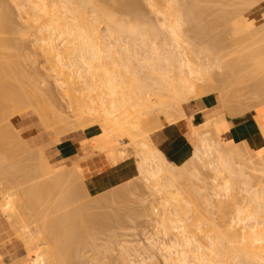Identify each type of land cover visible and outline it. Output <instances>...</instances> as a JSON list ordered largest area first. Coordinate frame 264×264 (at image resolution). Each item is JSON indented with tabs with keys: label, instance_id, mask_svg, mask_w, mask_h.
I'll list each match as a JSON object with an SVG mask.
<instances>
[{
	"label": "bare ground",
	"instance_id": "bare-ground-1",
	"mask_svg": "<svg viewBox=\"0 0 264 264\" xmlns=\"http://www.w3.org/2000/svg\"><path fill=\"white\" fill-rule=\"evenodd\" d=\"M25 1H27L26 4L23 3L22 1H17L15 5L18 8L19 12L22 14V16L24 15L23 18H25L24 20L27 22V26L30 29H34L35 31V35H36L35 41L38 44L41 50V53L45 55V58H46L45 61L47 60L46 63L49 64L47 68L49 71V74L55 79V83H57L56 85L59 86L60 91L62 90V93L64 96L65 95H67V97L71 95L73 96V94L77 95L78 93L79 96L77 95V99H74L76 100L77 105H74L75 108H73L75 111V116L78 119L85 120L87 124L90 126L91 130L94 126L95 127L102 126L101 128L103 132L92 136L93 138L91 137V139L93 140H91V144L87 145L84 148V151L88 152L89 150L94 148L98 150L99 152H102L103 149H105L108 146L109 147L110 146L123 147L124 146L123 144L125 143V141L123 143V138H125L127 141L132 142L133 144L135 143V146L137 147V153L134 154V156L137 154L136 155L137 156L136 170H137L138 175H140L141 177L145 179L146 185H148L149 186L148 188L151 189L150 190L152 193L151 195L154 196L155 194V196L156 195L159 196L160 207L162 209L160 215H162V219H163V225H162L163 230L165 232H170V233L178 232L174 234V238L169 239L168 241L167 240L150 241L149 247L151 248L141 247L140 250H133V251H136L137 255L139 256L138 258L136 257V259L134 258L137 255H135L134 258L132 259L131 254L130 253L127 254L128 247L122 248L121 246V250L126 256V259L125 257L124 258L121 257L122 264H148L147 260L153 259L152 252L151 253L149 252L150 249L151 251H155V250L160 251L162 254L160 252L159 253L163 256L164 262H166L167 264H192V263L194 264L195 262H196L195 264H198V263L199 264H228L229 261L226 262L227 258H230L231 260H233V262L231 261L232 264H264V184L261 187V189L258 191L253 190L250 187L251 182L245 176V170H244L247 160H248L247 155H246L247 149H246V152L244 151L245 153H242L241 151L243 150L240 151L241 148L239 149V147L237 146L238 143L235 144L234 150H233L234 146L232 145L233 148L232 147L231 148L235 154L233 153L232 155L231 153L229 157L232 156L233 158H237L239 160L238 162L239 165H241V167L239 168L238 166L232 167L231 163L232 162L234 163L235 161H232L231 163H229V161H227L229 157L226 159L223 155V152H221V150L217 148L214 142L209 141L211 140L210 138L208 139L205 137H202V138L199 137L197 135L198 133L196 134V132H198L199 130L197 131L196 129L195 131L194 127L196 125L193 126L194 124L191 123L194 129L193 130L194 134L192 133V136H190V139L189 138L188 139L192 142V150L182 160V162L179 165H177V163H174V161L169 160L166 157L167 155L165 156V154L154 145L151 138H149L150 136L147 135L148 130H149V129L148 130L146 129L148 127L147 124L149 120L147 118L149 117L151 113L153 114L154 111H156V113H158V111L159 113L162 111L161 115L163 113L164 118L165 116H167L166 120L168 121L170 119V123L169 121L168 123L171 124L175 119L173 117L172 118L170 117L174 115L171 114L172 112L169 113L170 109L167 111L163 108V106L168 105L167 107L170 108L171 105L173 106L175 105L176 100L181 99V98H186L188 100L203 99V100H206L207 103H209L211 102L210 101L211 99L209 98L210 99L209 100L208 97L209 96L213 97V94L217 92L219 89L217 88L219 84L216 85L215 87L213 86L211 88H208L209 90L208 89L205 90L201 85L196 84V81L194 79H196L195 75L199 73V70L198 68L195 67L194 61L191 62L192 59H189L186 54L187 52L189 53L190 49L192 48L194 49L193 44H195L196 41L194 42V39H195L194 38L193 39L194 43H191V40L193 37L188 38L190 40V43H188L189 40L188 42L186 41L185 38L189 37V35L186 34V37L184 38L185 32H186L185 27L191 26L189 30L192 29L193 25L194 27H197L195 26L196 22H198L197 20L199 19V18L196 19L197 12L201 10L200 3L202 2V0H146L147 2L146 5L150 7L149 9L152 10V12H154L156 16L159 14V16L161 17V18L159 17L160 23L158 22L157 25L152 23L153 21L150 22V20H148V22L142 21L143 19L146 20V17L144 15L142 16L141 14V16L144 17L142 19V17L139 14V12L143 10V7H142V10H140L142 3L139 0H115V2H113L115 6L119 9L118 11L120 10L124 11L126 12L127 15L131 16L133 20L135 19V22L133 20L130 21V22H134L132 24L130 22H129L130 24L129 23L127 24L126 22H124L125 20L124 21L116 20L114 13H112L110 9L108 10V8L104 6V2L101 3L102 0H25ZM224 1L225 0H223V2ZM258 1L259 0H240V3L245 6L260 7L264 11V7L261 6L258 3ZM140 3H141V6L139 7ZM241 10H244V9H241ZM235 13L236 11H234L233 14L236 15ZM223 15L224 14H222V16ZM238 15L240 16V14ZM262 16L264 17L263 13H262ZM261 19L263 20V18ZM157 20L155 19L156 22ZM246 20L248 21L249 19L246 18ZM102 22L105 24L104 30H102V32L105 33L104 37L108 36V39L109 37H112V38L115 37V42H112L114 43L113 46H115V50L129 53L128 56L124 57L125 60L128 59L129 61L130 59L135 58L139 62V65L137 66H142L143 68L145 67L146 69L148 68L149 70L148 69L147 70L149 72L147 71L146 73L151 74L150 76L152 78V83H145L144 81H141L140 79H138L139 78L137 76L138 71L137 72L132 71V74H131L132 76L129 79V81L128 80L125 81L123 80V78L121 79L122 75L120 76V73L117 72V70L119 71L120 68H118L119 66L117 67L114 66L116 62L113 60L112 61L114 64L112 63V65L114 66V69L116 71L112 70L113 71L112 72L110 70L112 73H110V71L108 73L102 71L103 72L102 73L100 70V66L102 64L99 67L96 66V64L93 61H97V59L102 58L105 52L107 53L108 56L116 52L115 50H114L115 52H113L114 47L112 48L111 42L109 43L104 42L106 38L103 37L101 33V29H99V26L97 25ZM234 24H236V22ZM197 25L198 27L196 29L194 37L197 38L199 36V38L201 37L202 39L203 35L199 33L200 31L198 28L202 26L201 28L203 30L205 23H204V26L199 25L198 23ZM13 29L14 28H13V24H12V20L10 18L9 12L5 8L2 0H0V34H6ZM259 29L260 30L259 31L257 30L256 33L262 32L261 31L262 27H260ZM193 31H194V28H193ZM243 34H245V32ZM159 37L161 39L160 40L161 42H156V40ZM245 37L247 38L248 36L245 35ZM101 38H103L104 41H102ZM2 39H4V37ZM125 39H127V41ZM132 43H134V45L136 46V49L130 47ZM246 43H249V42H246ZM0 45L4 47L11 46L9 45L8 40H2L0 42ZM196 45L198 46L197 42H196ZM14 46L16 47V45ZM247 47H245V49L242 50L243 54H244L243 51L244 50L246 51ZM241 48H242V44H241ZM12 49H16V48L12 47ZM204 49L200 51H204ZM194 50L193 52H191L192 54L197 53L196 52L197 49L195 50V52ZM206 50L209 51L210 49L209 50L206 49ZM121 52H118V53L122 55ZM245 53L246 54H244V56L245 55L250 56L249 57L250 59L246 58L247 60L249 59L248 62L245 59L246 63H249V61H251V59L253 60L254 57H251V54H250L251 52L247 54V51H246ZM261 53H260L261 55H264L263 54L264 50ZM198 54L201 55V53H198ZM210 54L211 53H209V55ZM115 55L113 54V57H115ZM223 55L221 54V59L223 58L222 57ZM108 56H106L105 54V58L106 57L108 58ZM236 56L237 57L240 56L239 52ZM242 56L243 55L241 54V57ZM214 57H217V56H214ZM262 57H263L262 60L259 59L260 62L258 61V59L256 60L257 62H254L255 60H253V64L258 63V64H255V66L253 67L255 68L260 67L259 68L260 70L264 69V56ZM111 59H114V58H111ZM115 59L117 58L115 57ZM225 59H226V56H225ZM236 59L240 60L238 58ZM217 61L219 62L220 59ZM235 61L236 60H234L233 63H235ZM209 62H212V60L211 61L209 60ZM220 62L222 63V61ZM240 62L241 61H239L238 64H240ZM243 62H244V59H243ZM0 64H1L0 65V99H3V101H0V112H1L0 115H2L3 114L2 112H4L6 109L8 110V108H11L14 111L16 109L20 110L22 106H24L26 101L29 98H32L33 96H35L36 93L35 95L31 94L32 97H29V94L25 92L24 88H27V87L26 86L24 87V84H23L24 83L23 79L25 78V75H26L24 71L11 69L12 68L11 65H9V63L7 62L4 65L2 63ZM201 64L205 66V64H203L202 61H201ZM213 64L215 65V61L214 63H212V65ZM251 64L252 62L250 63V65ZM206 65H207V62H206ZM227 65L224 67H227V69L230 68L229 69L230 71L234 69V68L231 69L230 67L231 65L230 66H227ZM126 67H127L126 70L127 69L129 70V68H131V67L128 68V66ZM97 68L100 70L101 74L97 73L99 72ZM171 68L178 69L179 73L181 74L179 76L180 81L178 83H176V81L174 80L175 79L174 75H170L171 73L168 75L169 73L168 70ZM245 68L248 69V67H245ZM251 68H252V65H251ZM107 69L109 70L110 68L107 67L106 70ZM109 73L112 75H110ZM116 73L119 75L117 76ZM26 78L29 79L28 76H26ZM11 79L15 83L11 84ZM32 79L31 81H33ZM8 81H10V83ZM26 81H29V80H26ZM223 81L224 80H222L220 84L223 83ZM29 84H31V82H29ZM260 85L261 84H255L254 85L255 89H259ZM219 86L221 87L223 86V88H225L226 84H221ZM17 87L22 90V94L19 93L20 91L18 89L16 90ZM30 87H31V91H34V89H37L39 87V84L35 83ZM221 87L219 91L221 90ZM226 89L228 88L226 87L225 90L223 89L224 90V94L222 93L223 95L220 94L221 92L219 93L218 91L217 93L218 96L219 95H221L222 97L225 96V92L227 91H228L227 93H229V89L228 90ZM38 93H41V92H38ZM255 93L257 94V91ZM41 94L43 97H46L48 92L44 91ZM50 94L51 93H49L50 97L47 95L48 100H50L49 98H51L52 94L51 95ZM34 99H35V102L36 100H39L36 98ZM220 99L224 101L227 98L220 97ZM46 100L44 104L46 106L50 105V104L47 105ZM28 101H31V99H29ZM228 102L226 101L222 105V107L225 110L224 113H220V110L218 109L217 110L218 116L215 115L216 118L215 116H212V118L210 117L211 119L209 118L208 122L211 120L210 124L207 125V126L211 125L209 129L212 130L213 128V130L215 131L221 128H226V130L228 129L229 131V127L226 124L227 119H224L226 120L224 122L222 118L224 117L226 113H227L226 117L227 116L229 117L230 115H232V114L229 115L230 112L233 113L235 110H238V109H235L236 106L234 105L229 106L230 103ZM28 104L29 105L31 104L39 105L41 104V102L39 104L34 103V102H28ZM262 104L263 103H261L260 106ZM161 105H163L162 110H161ZM39 106H38L39 109L37 112L40 114V117L43 123H45L46 125L53 126L55 131L57 132L59 131L58 134H60L61 132L60 130H62L63 132L61 133L64 134L65 127H68V129L69 127H73L74 125L73 122L68 119L67 115L65 116L64 114H62L61 111L58 110V108L56 109H54L55 107L53 108L54 109L53 114L51 113L52 116L50 117L48 113V109L45 106H43V104ZM52 106H54V104ZM232 107L234 108L232 109ZM230 108L232 111L230 110ZM239 108L242 109L241 107ZM6 115H8V113ZM145 115H148V117L145 118L144 117ZM156 118H157V114H156ZM205 118L207 117L205 116ZM157 121H159L160 123V120H157ZM157 121L155 122L156 123L155 125L159 124L157 123ZM204 121H206V119ZM96 122L98 125L94 124ZM208 122H206V124H208ZM153 123H154V120H153ZM200 123L202 124L205 122L202 121ZM206 124L204 125L202 124V125L205 127ZM60 125L65 126V127L61 129ZM203 126L201 128H203ZM1 127H2V129H0V162L1 164L5 161H6L5 163L8 164V162L12 160L10 159L12 155L13 156L16 154L18 155V153L16 152H19V149H21L20 147L22 146L25 149V151L28 153V155L31 157L28 158L29 156H27L26 160L25 158L21 160L23 158L22 156V158H20V161L24 162L23 164L24 167L27 165V163L32 164V166L28 165V166L34 167L31 173V176H33L32 180L33 181L37 180L36 182H39L41 184L36 185L37 183L35 182L36 183L35 187L32 185V188H28V185H26L25 182H24L25 184H23L19 180L18 181L7 180V182H4L6 185L3 188H0V213L3 216L0 219V240L4 236V234L8 232L11 223H15L17 227V231H18L17 235H19V237L23 240L25 244V248L29 251L30 256L33 258L34 264H73L74 260L72 261V258H71L73 254V250H74L73 248L79 243L80 240H82L81 239L82 235L81 234L80 235L76 234L78 236L74 235L73 234L74 232L72 233V230H74L73 228L70 231V229L68 228V225H66V223L63 221L64 216L63 218H60V219L58 218L59 220L56 219L57 217L56 215H54L55 218L52 216L53 219H56V221L58 220L56 223L54 222V220H52V218L49 219L50 217L48 218L49 220L48 219L46 220L47 217L45 216H49V214L55 213L53 211H51L52 213L49 211L51 206H53L54 204L53 205L51 204V206L49 207V210H48L49 214H46L47 210H44V211L41 210L44 206L43 204H42V208L39 205L38 207L40 208L37 207L38 209L34 212L33 207H32L34 203L32 204L31 202L32 205H30L29 198H31L32 196L36 194V193L34 194L33 191H40V193L41 191L42 193L44 191H50L46 193H51L52 195L50 196L54 197L53 192L51 191L54 190V193L56 194L57 192H55V189H58L56 191H59V188H60V190H62V193H63V191L66 190L65 189L66 187L64 185H68L69 181L73 183V184L69 183L70 186L76 183V185L80 187L79 186L80 184H77V182L79 183L81 182L79 181V179L81 180V176L84 173V169L88 168L87 163L82 162L83 158L80 157L79 161L81 162H79L78 165L71 162V164L68 165L67 167H60V168L52 167L50 163L48 162L44 152L40 148L32 149L27 144L25 145V147L23 144H21V143H24L25 141L18 134L19 132L17 133L13 125L12 126L10 125L12 129V131L10 132H7L3 129V128H6L5 126H1ZM151 129L152 128H150L149 131H151ZM198 129H200V126ZM181 130L183 131V129ZM230 136L232 137V135ZM62 138H63V135L61 134L60 136L58 135L57 142L60 143ZM54 142H56V140H54ZM252 153L254 157L259 158L263 156L262 154L264 153V151H262V149H257V150H252ZM225 156L227 157L226 154ZM20 157H21V153H20ZM18 158L19 157H17V159ZM231 158H229V160ZM12 163L14 162L11 161V164ZM15 164L17 163L15 162ZM233 166H235V164ZM189 167H193V170H189ZM201 167L207 168L208 170L212 171L214 174L213 181H212L213 185L211 183V186H212L211 196L212 197L214 196L213 199L217 197L215 198V200L217 201H218V198L222 199L221 198L222 195L224 197L225 196L228 197L229 196L228 193L232 192L230 190H232L235 187V186L233 187V184H232L235 181L232 182L231 180L233 179L235 180L237 178L238 182H241L243 184V187H241L242 186L241 185L240 186L241 188L239 187H238L239 189L235 188L236 190L241 189L240 193L243 192L244 196L242 197L244 199L242 202L240 201V205L238 206L234 217L231 218L232 223L230 222L231 223L230 225H231L232 234L231 236L229 235L227 240H225L226 238L223 237L222 235L215 233L214 231L215 228L211 220L209 219V213L201 211L202 209L199 210V207L201 205L200 203H197L196 199H198L199 201H203V203L209 202V198H207L208 193H206L207 188L205 187L202 188L201 186H200L201 188L200 187L197 188L195 186L197 188L196 189L194 188L195 184L193 185L194 183L193 178L198 182H201V183L205 182L204 181L205 178L203 179L201 176V170H202L200 169ZM25 169L28 170V167H25L24 170ZM0 171L3 173L4 170L0 169ZM26 173L28 174L27 171L25 172V174ZM227 174L229 177H232L233 179H230L227 176ZM74 175L75 176L78 175L77 176L78 179L75 182L72 181L73 179H76ZM12 178L14 177L12 176ZM82 179H84V177H82ZM191 179H192V182H191ZM31 181H29V183H31ZM238 182L236 181L237 184ZM76 185H74L73 188L74 187L76 188L75 193L77 191V194H78V190L80 191V189H77ZM81 185L83 186V184ZM62 186H64L65 188H63ZM81 189L85 192V189L83 188ZM68 190L64 192L65 197H66V194L70 195ZM83 191L82 193H84ZM31 193H33V195ZM232 193L230 194L232 195ZM234 194H233L234 195L233 200L237 201V198H238L237 191ZM57 195L58 194H56L55 196ZM47 196L49 195L47 194ZM80 196H83V195H79L78 197ZM45 197L46 195L43 198L44 200H45ZM52 197L51 198L49 197L47 199V202L49 200L50 201L49 203H51ZM57 198L58 196L56 197V200L54 198L56 202L52 201L53 203H55V205L58 202V199L60 200L63 199V194H62V198H58V199ZM43 199L41 200L43 201ZM65 200H67V198ZM65 200H62V201H65ZM76 200L78 199L76 198ZM223 203L224 202H222V204ZM38 204L40 203L38 202ZM207 204H210V203H207ZM219 204L220 206L218 208V211L223 213L221 202ZM45 206H49V204L48 205L45 204ZM80 206H82L81 208H85L83 205H80ZM35 207L36 206H34V209ZM57 207L58 205L55 206L54 208L57 209ZM78 208H74L73 211L78 210ZM26 209L30 211L27 212ZM39 209L43 211V213ZM58 210H60V208L55 211H58ZM82 211H83V214L86 212L83 209ZM60 214L62 215V213ZM78 214H80V211ZM83 214H80V216H83L82 218L84 222L85 217ZM35 215L37 217L39 216V218H34V220L32 221L35 224L38 222V220H40V218L44 216L45 220L43 219V222L45 224L43 225L42 223L41 229H39L40 228L39 222L36 224V226L34 225L33 228L27 227V223H26L27 219L32 218ZM74 217L78 218V216L76 215ZM87 217H90V216L88 215ZM77 220H80V219H77ZM96 221H99V220H96ZM58 222L60 224L63 222V224H61V227L63 225L62 229L64 230V232L63 230L62 232H60L61 229H59L60 231L57 232L56 229L58 228L56 227L58 225H56L55 227V224H57ZM81 225H83V223ZM93 226L91 227L95 228L94 231H96V225L93 224ZM193 227H195L200 232L207 230L205 231L206 233L205 243H202L201 240L199 241L198 237H196V235L194 234L195 231L193 230ZM91 230L93 231V229ZM89 233L91 232L89 231ZM184 237L186 238L184 239ZM77 240L79 241L77 242ZM40 241L41 242L44 241L45 244L47 243V245L44 246V247H47L46 249L41 247L42 251H40L41 249L39 250V246H41L39 243ZM80 247H82V244ZM43 250L45 253H43ZM143 254H147V255L143 256ZM128 256H130L131 258ZM127 260H128V263H127ZM22 264H25V260ZM101 264H104L103 261Z\"/></svg>",
	"mask_w": 264,
	"mask_h": 264
},
{
	"label": "rangeland",
	"instance_id": "rangeland-1",
	"mask_svg": "<svg viewBox=\"0 0 264 264\" xmlns=\"http://www.w3.org/2000/svg\"><path fill=\"white\" fill-rule=\"evenodd\" d=\"M17 1H22L25 4L27 3V1H25V0H2L5 8L9 12V15H10V18L12 20V24H13L14 29L9 31L6 34H0V42L2 40H8L9 45H11L10 47H4V46L0 45V63H2L4 65L7 62V63H9V65H11V67H12L11 69L24 71L26 73L25 78L23 79L24 80L23 84H24V87L26 86L29 89L24 88L25 92H27L29 94V97H32L31 94L35 95V93H36L35 96H33L32 98H29V99H31V101H28L29 99L27 100L28 102H34V103H38V104L41 102V104H39V105L43 104V106H45L48 109V113H49L50 117L53 114V110L58 108V110H60L62 114H64L65 116L66 115L68 116V119L70 121H72L74 125H73V127H69V129H68V127L60 125L61 129L65 127V129H67V130L64 129V131H65L64 134L61 133L63 131L60 130L61 131L60 134L63 135V138H62L61 142L58 143L57 142L58 135L60 136V134H58L59 131L57 132V131H55L53 126L46 125L45 123H43V121L41 120L40 114L37 112L40 106L37 104L36 105L35 104L29 105L28 102L26 101V103L24 104V106H22V108L20 110L16 109L14 111L11 108H8V110L6 109L4 112H2L3 114L0 115L1 116L0 118H2L4 120L0 119V129H2L1 126H5L6 128H3V129L7 132H10V131H12L10 125L11 126L13 125V127L15 128L17 133L19 132L18 134L25 141L24 143H21V144H23L24 147L27 144L32 149L40 148L44 152V154H45L48 162L50 163V165L52 167H55V168L67 167L68 165L71 164V162L78 165L79 162H81V161H79L80 157L83 158L82 162L87 163V159L92 160L95 158H100L101 156H103V153H105V152H113L118 157H121L122 159L125 160L124 162L119 163L118 165L112 166L111 168H109L106 171H102V170H100V168H94L91 166L84 169L83 175L82 174H81L82 176L80 175L81 180L79 179V181H81V182L80 183L77 182V184H80L79 185L80 187H78V185H76V183H74V185L77 186V189H80V191L78 190V194H77V191L75 193L76 188L75 187H74L75 189L73 188L74 185L70 186V184H73V183L71 181H69L68 182L69 186L64 185L66 188L64 186H62L63 188L66 189V190L63 189V190H65V191H63V193H62V190H60V188H59V191H56L58 189H55V192H57L56 194H58L57 195L58 198H62V194H63V199L60 200L57 198L58 202L56 203V205H55V203H53V202H56L55 200L57 197V196H55L56 194L54 193V190L51 191V192H53L54 197L50 196V195H52L51 193H46V192H50V191H44L43 193H42V191H41V193H40V191H33V193L34 194L36 193V194L32 197L30 196L31 198H29L30 199L29 204L32 205L34 203L32 205L34 212L38 208H40V207H38L39 205L42 208V204L44 206L41 210H43V211L47 210V212H48L51 204L52 205L54 204L53 205L54 207L58 205L57 209L60 208V210L55 211L57 209H55L53 206H51V208L49 210L50 212L53 211L56 214L55 213L49 214V212L47 213L45 211L46 214H49V216H45V217H47L46 220L50 217L49 219L52 218V220H54V222L56 223L60 218H63V216H64L63 221L66 223V225H68V228L70 229V231L73 228L74 230H72V233L74 232L73 233L74 235H76V234L82 235V238H81L82 240H80V241L77 240V242L79 241V243L73 248L74 250H73L72 257H71L72 261L74 260L73 264H101L102 261L104 264H122L121 260L124 257L126 259V256L122 252L121 246H122V248L128 247V249H127L128 253L127 254L130 253L132 256V259H133L134 256L137 255L136 251H133V250H140L141 247H144V248L149 247L150 241H157V240H167L168 241L169 239L174 238V234L178 233V232H175V233L171 232L170 233V232H165L163 230V227H162L163 219H162V215H160L162 209L160 207L159 196H157V195L155 196V194H154V196L151 195L152 194L150 191L151 189L148 188L149 187L148 185H146L145 179L143 177H141L140 175H138V173H137V170H136V161H137L136 155L137 154L134 156V154L137 153V147L135 146V143L133 144L132 142L127 141L125 138H123V143L125 141V143L123 144L124 145L123 147H115V146L109 147L108 146L105 149H103L102 152H99L98 150H96L94 148H92L88 152L84 151V148L87 145L91 144V140H93V139H91V137L94 136L95 134H100L103 132L102 128H101L102 126H99V127L94 126L91 130L90 126L87 124V122L85 120L78 119L75 116V111L73 108H75L74 105H77V102L74 99H77L78 93L76 92L77 95L73 94V96L72 95L68 96L69 97V99H68L67 95L64 96L62 93V90L60 91L59 86L56 85L57 83H55V79L49 74V71L47 69L49 64L46 63L47 60L45 61V59H46L45 55H43V53H41V50L35 41V37H36L35 31H34V29H30L27 26V22L24 20L25 18H23L24 15L22 16V14L19 12L18 8L15 5ZM139 1L142 3V6H141V3L139 5V7L141 6L140 10H142V7H143L142 11L139 10L141 12V13L139 12V14H140V16L142 14V16L144 15L146 17V20H145V19H143L144 17L141 16L143 19L142 21L148 22V20H150V22L153 21L152 23L157 25V23L160 21V18H161L159 16V14L156 16L155 13L149 9L150 7L148 5H146L147 4L146 0H143V2L145 1L144 3L142 2V0H139ZM210 1L211 0H209V1L202 0V2L200 3L201 10H199V12H197V18L196 19H198V18L199 19L197 20L198 22H196L195 26L198 27L197 23L199 25L204 26V23H205V26L203 27L204 31L201 28L202 26H200L201 29L198 28L200 32L197 30L200 34L203 35L202 39H201V37L199 38V36L197 38L194 37L197 27H194V25H193L192 29H190V30H189V28H191V26L185 27L186 32H185L184 38L186 37V34L189 35V37L185 38L186 41L188 42V40H189L188 38L193 37L191 40V43H194L195 41L198 43V46L196 45V42H195V44H193L194 49L198 50V51L196 50L197 53L192 54L191 52H193V50H194L192 48L189 50V53L187 52L186 54H187V57L189 59H192L191 62L194 61L195 64L194 63L193 64L199 70V73L195 75L196 79H194L196 81V84L201 85L205 90L208 88H211L213 86L215 87L218 84L219 85L226 84L225 88L227 87L229 89V93H227L228 92L227 91V92H225V96H223V97L221 95L218 96L217 93L221 87L218 85L217 88H219V89L217 92H215L213 94V97L211 96L212 98L209 96L210 93L208 94V96H209L208 99L209 98L211 99V100L209 99L211 101V102L208 101L209 103H207L206 100H203V99L188 100L186 98H181V99L176 100L175 105H174L175 107L173 105H171L169 108V107H167L168 105L167 106L165 105L167 107L166 108L165 106L161 105V110H162V106L167 111L170 109L169 113L172 112L171 114L174 115V116H171L170 118L173 117L175 119L173 121L174 123L172 122L171 124H169L170 119L168 120L169 121V123H168V121L166 120L167 116H165V118H164V114L162 113V115H161V112H162L161 110H160L161 111L160 113L158 111L159 114L156 113V111H154L153 112L154 116L152 113L149 115V117H148V115L144 116L145 118L148 117L147 119H149L148 124H147L148 127L146 126L147 127L146 129L150 130V128H152L151 131L148 130L147 135L150 136V137L149 136L148 137L151 138L154 145L158 149H160L165 154V156L167 155L166 157L169 160L174 161V163H177V165H179L182 162V160L184 159V157L187 154H189L192 150V142L189 139H190V136H192V133L194 130L193 126H195V125H196L194 127L195 131H196V129H197V131L199 130L198 132H196V134L198 133L197 135L201 138L202 137H205L208 139L210 138L211 140H209V141L214 142V144L217 146V148L219 150H221V152H223V155L226 159L229 157V155H231V153L233 155V153H234L233 150L235 149V144L238 143L237 146L239 147V149L241 148L240 151L243 150V151H241L242 153H245L246 149H247L246 155H247L248 160H247V163H246V166L244 169L245 170V176L251 182L250 187L253 190L258 191L261 189V187L264 184V153L262 154L263 155L262 157L256 158L253 156L252 150L262 149V151H264V107H263L264 106V69L260 70L259 69L260 67L259 68L253 67V66H255V64H258V63L253 64V60H255L254 62H257L256 60L258 59V61L260 62L259 59L262 60L263 59L262 56H264V55H261L262 54L261 52L264 50V33H263L264 32L263 31L264 30V26H263L264 25V22H263L264 17L262 16V13L264 14V11L260 7L245 6V5L240 3V0H232V1L231 0H225L224 2L222 0L223 3L221 2V0H212L211 2ZM260 1H262V2H260ZM263 1L264 0H259L258 3L264 7ZM103 2H104V6H106V8H108V10L110 9V11H112V13H114L116 20H121V21L125 20L124 22H126L127 24L133 20V18L131 16L126 14V12L121 11V10L118 11L119 9L113 3V2H115V0H106V1L102 0L101 3H103ZM239 8L244 9V10H241ZM26 9H27V7H26ZM234 11H236L235 14L237 16L233 14ZM241 11H242V13H241ZM219 14H221V15H219ZM222 14H224V15L222 16ZM238 14H240V16ZM207 16H208V18H207ZM220 17H221V19H220ZM157 18H158V20H157ZM246 18H248L249 20L247 21ZM261 18H263V20ZM155 19L157 20V22L155 21ZM242 19H244V20H242ZM133 21L135 22V19ZM234 21L236 22V24H234L235 23ZM249 21H250V23H249ZM134 22H130V23L132 24ZM242 24H243V26H242ZM97 25L99 26V29H101V33L104 37L105 33L102 32V30H104L105 24L102 22V23H99ZM246 25H247V27H246ZM210 27H211V29H210ZM241 27H243V28H241ZM260 27H262V29H261L262 32L256 33L257 30L258 31L260 30L259 29ZM193 28H194V31H193ZM190 31H191V33H190ZM244 32H245V34H243ZM245 35L248 36L247 37L248 39L245 37ZM3 37H4V39H2ZM104 38H106L105 41L103 40V38H101V39H102V41H104L106 43L115 42V37H113V38L109 37V39H108V36H107ZM193 39H194V42H193ZM196 39H198V40H196ZM125 40L127 41V39H125ZM160 40L161 39L159 37L156 40V42H161ZM222 40H223V42H222ZM244 41H245V43L246 42H249V43H246L247 44L246 45L244 43ZM227 42H229V43H227ZM188 43H190V40ZM243 43L245 44V46ZM132 44L130 47L136 49V46L134 45V43H132ZM241 44H242V48H241ZM14 45H16V47ZM113 45H114V43H112L111 46H112V48L114 47L113 52H115L116 51L115 46H113ZM17 46H18V48H17ZM235 46H237V47H235ZM12 47H14L16 49H12ZM245 47H247V50H246L247 54H249L251 52L250 53L251 57H254L253 60L251 59V61H249V63H246V60H247L246 58H249L250 56L249 55H245L246 57L244 56V54H246L245 50L243 51L244 54L242 53V50L245 49ZM203 49H204V51H200ZM206 49H208V50L210 49V50L207 51ZM195 50H194V52H195ZM221 51H223V52H221ZM118 52H121V51H116L115 53H112V55H109V56L107 55L106 52L102 56V54H103L102 53L101 54L102 58H100L101 60L97 59V61H93V62L98 67L102 64L101 65L102 67L100 66L101 72L103 71V72H107V73L110 70L116 71L114 69V66H116V67L119 66L118 68H120V69H119V71L117 70V72L120 73V76L121 75L123 76V77L121 76V79L123 78V80H125V81H127V80L129 81V79L132 76L131 75L132 71H135V72L138 71L137 72V76L139 77L138 79H140L141 81H144L145 83H152V78L150 76L151 74L146 73L149 70L148 68H147L148 69L147 70L145 67L143 68L142 66H137V65H139V62L135 58H132L129 61H128V59L125 60L124 57L128 56L129 53L121 52L122 55H120V53H118ZM208 52L211 54L209 55ZM238 52H239L240 56L237 57L236 55L238 54ZM198 53H201V55H199ZM215 53L216 54L220 53V54H218L219 55L218 56ZM105 54H106V56H108V58L107 57L105 58ZM113 54L114 55L119 54L120 56L115 55V57L117 58V59H115V57H113ZM194 54L195 55L197 54V55L195 56ZM221 54L222 55L224 54L222 56L223 57L222 59H221ZM241 54L243 55L242 56L243 58L241 57ZM207 55H208V57L210 56L211 59H210V57L208 59ZM110 56H112V57H110ZM214 56H217V57H214ZM225 56H226V59H225ZM109 57H110V59L114 58L115 60L114 59L110 60ZM212 58L215 61V65L214 64L212 65V63H214ZM216 58H218V59H216ZM236 58H238L240 60H237ZM201 59H203V60H201ZM219 59H220V61H222L223 64L220 61H219L220 62V64H219V62L217 61ZM233 59L236 60L235 63H233L234 62ZM243 59H244L245 63L243 62ZM112 60L116 62L115 63L116 65L113 63ZM204 60H206V61H204ZM209 60L210 61L212 60V62H209ZM248 60H247V62H248ZM101 61H102V63H101ZM201 61L203 64H205V66L201 64ZM239 61H241L240 64H238ZM206 62H207V65H209V66L206 65ZM251 62H252V64H251L252 68L250 65ZM112 63L114 64V66L112 65ZM227 64H229V65H227ZM243 64L246 66H244ZM247 64H248V66H247ZM104 65H106V66H104ZM226 65L227 66L231 65L230 66L231 69L232 68H234V69H232L230 71L229 67H228L229 69H227V67H224ZM126 66H128V68L129 67H131V68H129V70L128 69L126 70V68H127ZM105 67L106 68L108 67L110 69L109 70L107 69L108 70L107 71ZM138 67H140V68H138ZM245 67H248V69H246ZM104 68H105V70H104ZM97 70L99 71L97 73L101 74L100 70L98 68H97ZM111 71H110V73L113 72V71L112 72ZM168 71H169L168 75L170 73H171L170 75H174V77H175L174 80L176 81V83H178L180 81L179 76L181 75L179 73L178 69L171 68ZM110 75H112V74H110ZM113 75H114V73H113ZM116 75L118 76L119 74L116 73ZM234 75H236V76H234ZM26 76H28L29 79H27ZM145 76H147V77H145ZM31 79L33 81H31ZM26 80H29V81H26ZM35 80H36V82H35ZM222 80H224V81H223V83L220 84V82ZM8 82L10 83V81H8ZM29 82H31V84H29ZM34 82L39 84V87H38L39 89L37 88V89H34V91H31L30 86L35 84ZM226 82H228V83H226ZM13 83H15V82H13V80L11 79V84H13ZM227 84H228V86H227ZM255 84H261L260 88H259L260 90L255 89V86H254ZM11 86H13V85H11ZM222 88H223V86L221 87L222 91L221 90L219 91V93L221 92L220 94H222V93L224 94L225 88H223L224 90ZM17 89L20 91V92L19 91L18 92L22 94V90L19 89L18 87L16 88V90ZM228 89H226V90H228ZM44 91L48 92V94H47L48 96H49V93L52 94V95L50 94L51 98H49L52 102L50 100H48L47 95H46V97L42 96L41 93H43ZM256 91H257V94L255 93ZM38 92H41V93H38ZM220 97L221 98L225 97L227 99L223 101L220 99ZM34 98L39 99V100H36V102H35ZM44 98H45V100L47 98V100H46L47 105L48 104H50V105L46 106L44 104V102H45ZM228 98L230 101L228 100ZM0 101H3V99H0ZM221 101H222V103H221ZM226 101L227 102L229 101L228 102V103H230L229 106L234 105V106H236L235 109H238V110H235L233 113H231V112L229 113V115L232 114L233 116L230 115L229 117L228 116L226 117V114H227L226 113L224 115V117L222 118L224 122L226 121L224 119H227L226 124L229 127V131H228V129L226 130V128H221V129L215 130V131L213 130L212 127H211L212 130L209 129L211 126V125L207 126L210 124V121H211L210 120L208 122L209 118L210 117L212 118V116H215V115L218 116L217 115L218 109L220 110V113H224L225 110L222 107V105ZM197 102H205L207 105H211L212 107L210 109H204L203 110L205 113H203L204 116L202 117V119L201 118H195L193 120V114H194L193 106H195V104ZM51 103H53L54 106H52L53 104H51ZM228 103H227V105H228ZM261 103H263V104L260 106ZM239 107H241L242 109H240ZM233 108L234 107H232V109ZM230 110H231V108H230ZM6 111H7L8 115H6L7 114ZM155 113L157 114V118H156ZM0 114H1V112H0ZM205 116L207 118H205ZM216 116H215V118H216ZM205 119H206V121H204ZM153 120H154V123H153ZM157 120H160V123ZM156 121H157V123H159L158 125H155ZM202 121L205 122V123H202L203 125L206 124V122H208V124H206L207 128H206V126L204 127L200 123ZM191 123L194 125L192 126ZM198 123L201 125H199ZM94 124H97V122ZM199 126H200V129H198ZM202 126H203V128H201ZM29 128H31V129H29ZM181 129H183V131ZM229 134L232 135V137ZM69 139L73 140V141H80L79 145H81L80 146L81 152L79 154L71 157V158H62L57 154V151H56L57 146L59 144L65 142V141L69 140ZM54 140H56V142H54ZM232 140H233V142H232ZM128 142H130L131 145ZM230 144H231V146H230ZM232 145L234 146V148ZM231 147L233 148V150ZM20 148L21 149H19V152H16V153H18V155L16 154L17 157H19L18 159H17L16 155H14L15 157L12 155L14 153L13 152L11 154L12 157L10 156L11 157L10 159H12V160H10L8 162L9 165L7 163H5L6 161L3 162L2 164L0 162V164H1L0 167L2 166L0 169L4 170L3 173L0 171V188H3L6 185L4 182H7V180H9V181H18L19 180L23 184L26 183V185H28V188H32V185L35 187L36 185L41 184L39 182H36L37 180L36 181L32 180L33 176H31V173H32V169H34V167H31L32 166L31 163H29V164L27 163V165L25 164L26 165L25 167H28V170H26V169L24 170V168H25L23 166L24 162L20 161V158H22V156H23V158L21 160H23L24 158L26 160V157L29 155L22 146ZM242 148H244V149H242ZM20 153H21V157H20ZM225 154L227 155V157L225 156ZM30 157L31 156H29L28 158H30ZM231 157H229V158H231ZM229 158L227 159V161H229V163H231L232 161H235L234 163L233 162L231 163L232 167H237V166H238V168L241 167V165H239V163H238L239 160L237 158L232 157L230 160H229ZM50 159H51V161H50ZM11 161L14 162V163H12L13 165L11 164ZM17 161H19V162H17ZM15 162L17 164H15ZM29 162H31V161H29ZM88 163H90V162H88ZM232 164L233 165L235 164V166H233ZM28 165H31V166H28ZM29 167H31V168H29ZM200 169H202L201 170V176L203 179L205 178L204 181L206 183L202 182L203 183L202 184L201 182H198L193 178V182H194L193 185L195 184L194 188H196V187L199 188L200 186L202 188H204V187L207 188L206 193H208L207 198H209V202L203 203V201H199L198 199H196L197 203H200V205H201L199 207V210L202 209L201 211L209 213V219L211 220V222L215 228V230H214L215 233L222 235L223 237L226 238L225 240H227L229 235L231 236V234H232L231 225H230L232 223L231 218L234 217L235 212H236L238 206L240 205V201L242 202L244 199L242 197V196H244L243 192H241L242 194L240 193L241 189L240 190H236V189L243 187V184L241 182H238L237 178L234 180L232 177H229L227 174V176L230 179H233V180H231L232 182L235 181L232 183L233 187L234 186L235 187L232 190H230L233 193L230 192V193H232V195L230 193H228L229 194L228 197H226V196L224 197L222 195L221 196L222 199L218 198V201H217V200H215V198H217V197H215L213 199L214 196L213 197L211 196V193H212L211 183H212L213 177H214L213 172L208 170L207 168H203V167H201ZM29 170H31V171H29ZM189 170H193V167H189ZM26 171L28 172V174L27 173L25 174ZM21 174H22V176H21ZM12 176L14 178H12ZM74 176H73V178H74ZM77 176L78 175H76L75 176L76 179H73L72 181H74V182L77 181V179H78ZM80 176H79V178H80ZM82 177H84V179H82ZM225 177H226V175H225ZM226 179H227V177H226ZM29 181H31V183H29ZM236 181L238 182V184L236 183ZM191 182H192V179H191ZM196 182L198 185L196 184ZM81 184H83V186ZM212 185H213V183H212ZM81 188L85 189V192ZM72 189H74V190H72ZM67 190L70 193V195L71 194L72 195L70 196V195L66 194V197H65L64 192H66ZM193 190H195V189H193ZM82 191L84 193H82ZM236 191L238 194L237 195V197H238L237 201L233 200L234 195H235L234 193ZM79 192H81V193H79ZM33 193H31V194L33 195ZM60 193H62V194H60ZM47 194L49 196H47ZM45 195H46V197L44 200L43 198ZM60 195H61V197H60ZM79 195H83V196L78 197ZM36 197H37V199H36ZM49 197L50 198L52 197L53 202L51 201V203H49L50 202L49 200L47 202V199ZM73 197H74L75 201H74ZM157 197H158V199H157ZM54 198H55V200H54ZM64 198L65 199L67 198V200H65ZM76 198L78 200H76ZM41 199H43V201ZM40 200L42 201V203ZM62 200H65V201H62ZM31 202H32V204H31ZM38 202L40 204H38ZM69 202H70V204H69ZM218 202L219 203L221 202V206L223 208V213L218 211V208L220 206V204ZM222 202H224V203L222 204ZM65 203H67V204H65ZM207 203H210V204H207ZM45 204L46 205L49 204V206H45ZM225 204H226V206H225ZM80 205H83L85 208H81L82 206H80ZM34 206H36L35 209H34ZM69 207H71V208H69ZM72 207H73V209H72ZM74 208H78V210L80 211V214H83L82 209L84 211H86L83 214L84 217L86 218V219L84 218V222H83V218H82L83 216H80V214H78L79 213L78 210L73 211ZM28 211H30V210H27V212ZM43 211H41V212L43 213ZM72 212H74V213H72ZM60 213H62V215ZM67 213H69V214H67ZM87 214L90 217H87L88 216ZM54 215L57 216L56 219L59 218L57 221H56V219H53ZM73 215L78 216V218L74 217ZM2 217L3 216L0 213V219ZM26 217H27V215H26ZM34 218H39V216L37 217L35 215L34 217L27 219V222H26L27 227L33 228L34 225L36 226V224L39 222V224H40L39 229H41L42 223H43V225L45 224L43 222L44 216L42 218H40V220H38V222L36 224L34 222H32L34 220ZM73 218H75V219H73ZM76 218L80 219V220H77ZM81 218H82V220H81ZM94 218H96V219H94ZM96 220H99V221H96ZM93 221L94 222L96 221L97 224H96V222L94 223ZM59 222L57 224H55V227H56V225H58L56 227V228H58V229H56L57 232L60 231L59 229H61L60 232H62L63 225L61 227V224H63V222L61 224ZM82 223H83V225H81ZM93 224L96 225V231L97 232L94 231L95 228H93L94 227ZM90 225L93 227H91ZM90 227H91V229H93V231L90 229ZM88 230L91 233H89ZM193 230L195 231L194 234L196 235V237H198L199 241L201 240L202 243H205L206 242L205 231H207V230L200 232L195 227H193ZM63 232H64V230H63ZM17 233H18V231H17V227H16L15 223H11L8 232L5 233L6 235L4 234V236L0 240V264H22L24 262V260H25V264H34L33 258L30 256L29 251L25 248V244H24L23 240L19 237V235H17ZM92 233H93V235H92ZM76 236H78V235H76ZM185 238L186 237H184V239ZM39 243L41 245V246H39V250L41 249L40 251H42V248H44V249L47 248V247H44L45 245H47V243L45 244L44 241L43 242L40 241ZM81 244H82V247L84 245L85 246L82 248V247H80ZM149 248H151V247H149ZM149 252L150 253L152 252L153 259L147 260L148 264H167L166 262H164V258L161 255L162 253L160 251H158V250L151 251V249H150ZM43 253H45L44 250H43ZM78 255H80V256H78ZM144 255H147V254H143V256ZM128 257H130V256H128ZM136 257L138 258L139 256L138 255L135 256L134 259H136ZM226 260H227L226 262H228V261L230 262V263L228 262V264H232V262H233V260H231L230 258H227ZM127 263H128V260H127Z\"/></svg>",
	"mask_w": 264,
	"mask_h": 264
},
{
	"label": "crops",
	"instance_id": "crops-1",
	"mask_svg": "<svg viewBox=\"0 0 264 264\" xmlns=\"http://www.w3.org/2000/svg\"><path fill=\"white\" fill-rule=\"evenodd\" d=\"M211 107H212L211 105H207L205 102H197L195 106H193L194 108L193 120L195 118L202 119V117L204 116L203 113H205L203 110L210 109ZM79 144H80V141H73L69 139L57 146V149H56L57 154L59 156L61 155L60 157L62 158H71L81 152V149H80L81 145ZM124 161H125L124 159H122L121 157H118L113 152H105L103 153V156H101L100 158H95L92 160L87 159V164H88V167L91 166L94 168H100V170L102 171H106L112 166L118 165L119 163H122Z\"/></svg>",
	"mask_w": 264,
	"mask_h": 264
}]
</instances>
